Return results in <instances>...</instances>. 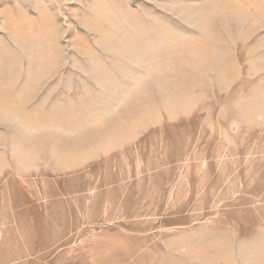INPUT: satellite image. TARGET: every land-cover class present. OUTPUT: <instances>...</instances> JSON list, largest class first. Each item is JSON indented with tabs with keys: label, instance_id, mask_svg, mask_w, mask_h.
Returning a JSON list of instances; mask_svg holds the SVG:
<instances>
[{
	"label": "rangeland",
	"instance_id": "obj_1",
	"mask_svg": "<svg viewBox=\"0 0 264 264\" xmlns=\"http://www.w3.org/2000/svg\"><path fill=\"white\" fill-rule=\"evenodd\" d=\"M0 264H264V0H0Z\"/></svg>",
	"mask_w": 264,
	"mask_h": 264
}]
</instances>
